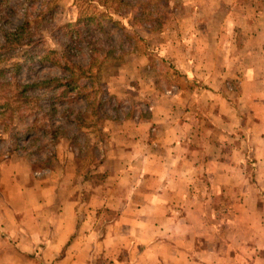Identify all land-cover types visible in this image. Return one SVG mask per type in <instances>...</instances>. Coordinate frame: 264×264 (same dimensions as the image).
Masks as SVG:
<instances>
[{"label":"crops","instance_id":"0c3cea01","mask_svg":"<svg viewBox=\"0 0 264 264\" xmlns=\"http://www.w3.org/2000/svg\"><path fill=\"white\" fill-rule=\"evenodd\" d=\"M178 4L161 53L109 90L146 115L109 121L121 142L86 202L23 165L10 191L1 171L0 264H264V0ZM157 57L160 88L144 80Z\"/></svg>","mask_w":264,"mask_h":264},{"label":"rangeland","instance_id":"374dc122","mask_svg":"<svg viewBox=\"0 0 264 264\" xmlns=\"http://www.w3.org/2000/svg\"><path fill=\"white\" fill-rule=\"evenodd\" d=\"M142 1L147 2V9L153 10L151 14L147 10L151 18L139 15L143 5L136 6L134 0H112L106 5L100 0H0V43L1 31L12 30L27 15L32 19L36 14L51 13L46 16L45 24L40 22L35 32L31 31L35 42L32 54L22 55L29 51L28 47H22L14 54L18 69L13 68L11 60L1 61L5 53L0 50V82L4 79L12 82L10 87H0V179L3 181L4 178L1 171L11 170V188L8 189L14 190L10 191H15V170L19 165L29 170L32 183L54 180L59 186H67L64 191L80 203L86 202L97 191L96 187L103 184L105 175L98 172L97 167L104 162L110 145L121 142L115 139L117 130L110 128L109 121L130 119L136 114L146 115L144 98V102L137 98L129 100L130 96L116 97L109 90L120 88L121 83L115 81L118 76L126 74L128 78L124 65L133 55L146 51L148 47L152 52L158 49L161 53V41L170 37H163L162 32L171 28L178 15L171 11L172 8L178 9V0H167L168 11L164 15L161 14L163 6L160 9L154 7L157 0ZM78 17L79 32L83 33L78 38L79 49L69 45V52L61 51L62 43L69 39L48 30L55 25L72 26ZM98 20L101 31L93 29ZM85 22L93 33L80 28ZM150 22L154 30L148 29ZM84 36L87 41L107 40V44H112L115 56H118L117 65L99 70L97 61L86 73L93 76L78 80L73 89L51 87L47 90L43 82L66 77L62 68L63 53H67L66 57L78 67L86 68L89 52L86 40H81ZM98 44L105 48L103 43ZM99 53L102 56L103 52ZM150 65L152 70L144 80L156 81L158 88L165 86L170 80L167 66L159 58H153ZM14 82L20 86H14ZM235 82L232 86L237 85ZM146 86H143L144 90ZM103 91L112 98L105 99ZM25 96L31 97L30 101L21 103ZM98 102L103 105L97 114ZM6 104L9 108H3ZM54 129L57 134L52 141L50 132ZM103 220L109 221L106 217Z\"/></svg>","mask_w":264,"mask_h":264},{"label":"trees","instance_id":"16d2710c","mask_svg":"<svg viewBox=\"0 0 264 264\" xmlns=\"http://www.w3.org/2000/svg\"><path fill=\"white\" fill-rule=\"evenodd\" d=\"M108 1H112V0H100V3H102L103 5H106V2ZM117 2H121L122 0H116ZM158 3L156 5H154L155 8H159L160 6H163V10H162V15L166 14V12L168 11L167 8V0H157ZM135 5L137 6V4L143 5V8H140V12L139 15L140 16H144L146 18H151L149 14H151V12H153L152 9H147L146 8V4L147 2H143L142 0H134ZM152 6V8H154ZM158 9V10H159ZM166 9V10H164ZM147 10L149 12H147ZM157 10V9H154ZM37 13V12H36ZM114 14H118V12H113ZM148 13V14H147ZM51 13L47 12L45 13L43 16H41L40 14H36L32 19H28V15L27 18L24 17L22 22L16 26L15 28H13L10 31H1V38H2V42L0 43V50L2 52H4V59H2L1 61L5 62L7 60H11L12 66L13 68H19V64L17 63V61H14V54H16L18 52V50L22 47H28L29 51H25V53H22V55L27 54H32L33 50L35 49L34 46V40L32 38V32H35V27L41 22L44 21L45 24V19L47 15H50ZM162 18V17H160ZM160 20V19H159ZM92 21V20H89ZM78 22H79V17L75 20L74 25L72 26H52L49 28L48 31H51L53 33H55L57 36H65L69 39V41L62 43L63 48H61V51H67L69 52V50H71L70 47H68L69 45L77 47V49H79V36L82 35L83 33L79 32L80 29L78 28ZM147 24H149V22H146ZM152 22H150V26L148 25V29L150 30H154L155 27L153 25H151ZM31 24H35L33 27H31ZM88 23H82L80 25L81 29H85L84 32H92L90 28H87L86 26H88ZM100 22L99 20L97 22H95L93 24V29H98L99 31H101V29L99 28L100 26ZM88 29V30H87ZM90 29V30H89ZM81 33V34H80ZM83 37V36H81ZM86 36H84V38H82L81 40H86L85 38ZM96 42V43H95ZM95 42H91V41H87L85 42L86 44V48L88 49V64L85 67H78L75 63H72L70 61V59L68 57H66L68 54L67 53H63L64 55V60H63V66L62 68L65 70L64 73H66V77L63 80H56V79H51L48 80L47 82H43L45 83V87L48 90L49 88L53 87V88H57V89H73V87H75V83H78V80L80 79H90L92 76L91 75H87L86 73L88 69H90V67L92 65H94L95 63H97V61H99V68L102 67H110V66H116L117 65V59L118 56H115V50H114V46L112 44H107V40L105 42H98V39L95 40ZM100 43L102 45V43L105 45V48H102L98 43ZM100 51H102V56H100ZM31 57V56H30ZM98 57H102V58H98ZM116 62V63H115ZM73 70H77V74H74ZM100 70V69H99ZM2 71H0L1 73ZM76 76V77H75ZM12 82H10V80H6L4 79L2 82H0V87H10ZM14 86H20L17 83L14 82ZM1 87V88H2ZM44 87V88H45ZM99 87H101V85H99ZM63 93V92H62ZM103 94L105 96V99L107 97L108 99H111L112 97L108 96V94L106 93V91H103ZM83 98H85V96H82ZM31 97L29 96H25L24 98H21L20 102L21 103H26L28 101H30ZM50 99V98H49ZM86 99V98H85ZM106 100V101H107ZM97 106V110L96 113L98 114V112L101 110L103 103H105V101L101 104V102ZM8 104H6L5 106H3V108H9L7 106ZM4 113V112H3ZM78 126V125H77ZM56 131L57 130H53L51 133V140L54 141V138L56 137Z\"/></svg>","mask_w":264,"mask_h":264}]
</instances>
